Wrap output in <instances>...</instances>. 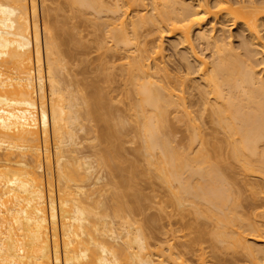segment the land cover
I'll use <instances>...</instances> for the list:
<instances>
[{"label": "bare ground", "instance_id": "obj_1", "mask_svg": "<svg viewBox=\"0 0 264 264\" xmlns=\"http://www.w3.org/2000/svg\"><path fill=\"white\" fill-rule=\"evenodd\" d=\"M38 4L0 0V264H264V0ZM139 167L167 189L156 252Z\"/></svg>", "mask_w": 264, "mask_h": 264}, {"label": "rangeland", "instance_id": "obj_2", "mask_svg": "<svg viewBox=\"0 0 264 264\" xmlns=\"http://www.w3.org/2000/svg\"><path fill=\"white\" fill-rule=\"evenodd\" d=\"M38 1L39 0H37V4H38ZM39 5V4H38ZM41 11V10H40ZM66 21V20H65ZM68 22L69 21H71V20H67ZM66 21V22H67ZM77 21H79V20H77ZM83 21V20H82ZM82 21H81V19H80V22L78 23V24H80V23H82ZM67 22V26H69V24L70 23H68ZM71 23H73V21L71 22ZM228 23L229 22H227V24H226V22H224V25L223 26H221L222 28L223 27H225L224 29L225 30H228V31H226L227 33H226V36H231V38H232V40H231V42H232V44L234 45V48H236V46H237V51H239L240 52V49L242 50V47L244 46L243 45V42H245V41H247L248 43L250 42L249 41V36H248V31H244L242 34H241V36L240 35H237V33L238 34H240V30H241V28H240V26H235V28L231 25V23H229V25H228ZM228 25V26H227ZM70 26H71V24H70ZM86 27H84L83 28V24H82V27L81 28H83V29H76V31L78 32V30H79V32H81L82 31V34H84V37L85 38H83L82 40H86V42L88 41L87 39H89L90 38V35L89 34H87V33H91V36L92 35H94L95 34V31H93L92 29L93 28H91V27H89V26H87V25H85ZM227 26V27H226ZM232 26V27H231ZM79 27V26H78ZM89 27V28H88ZM229 27V28H228ZM67 28V27H66ZM72 28H74L73 26H72ZM71 28V29H72ZM91 28V29H90ZM218 28H220V25H219V23H218V26L216 25V30H218ZM240 28V29H239ZM231 29V31H229ZM67 30L68 31H75L74 29H72V30H70V28L68 27L67 28ZM81 30V31H80ZM85 30V32L83 33V31ZM88 30V31H87ZM56 31V30H55ZM75 31V32H76ZM90 31V32H89ZM93 31V32H92ZM76 32V33H77ZM229 32V33H228ZM71 33V32H70ZM87 35H89V37L86 39V34ZM74 34V33H73ZM78 34V33H77ZM217 35H219V33L217 34ZM243 35V36H242ZM245 35V36H244ZM229 36V37H230ZM229 37H228V42H229ZM240 37H241V40H240ZM249 37V38H248ZM245 38V39H244ZM246 38H248V40H246ZM166 41H164V46H165V48H166V46H167V49H168V47H169V50H167L166 49V53H168L167 55H169L168 56V58L170 57V59H168V60H170L171 62V64L173 65V66H171L170 68H174V69H172V71L174 70H176V65H178V63L179 62H177V60L179 59V57H178V55H177V53L175 52V50H173L169 45H171L170 43H171V41H174L173 39H168V38H166L165 39ZM243 41V42H242ZM84 42V41H83ZM170 42V43H169ZM247 42H245L246 44H247ZM236 43V44H235ZM240 43V44H239ZM243 45V46H242ZM248 45V44H247ZM246 45V47H250V45L249 46H247ZM245 47V46H244ZM254 47L255 46H251V49L253 50L254 49ZM171 49V50H170ZM206 51V53L208 52H210L209 54L207 53H204L205 54V56L206 55H208V58L211 56V51H209V50H205ZM243 51V50H242ZM170 53H173L172 55L170 54ZM240 53H242L243 54V52H240ZM245 53V52H244ZM175 54V55H174ZM210 55V56H209ZM173 57H175V59L173 58ZM207 57V56H206ZM207 58V59H208ZM259 58V57H258ZM171 59H173L174 60V62L171 60ZM209 60H210V58H209ZM179 61V60H178ZM170 64V65H171ZM70 66V65H69ZM72 66V65H71ZM176 67V68H175ZM73 68V67H72ZM178 69V68H177ZM260 73H261V75L262 76H264V70L262 69V68H260ZM263 71V72H262ZM118 105V107H121L122 108V106H120V104H117ZM112 122V121H111ZM110 122V123H111ZM88 123V122H87ZM112 123H114V125H115V122H112ZM110 124V125H113V124ZM90 123H88V125H89ZM87 125V126H88ZM131 126V132H132V126L133 125H129V127ZM182 130V132H181V130ZM179 129V127H178V130H177V127H175V136H173V137H176V141H178V142H176L177 144L179 143V145L181 144V142H183L182 140H184V136L182 137V135L184 134L183 133V128H180ZM128 130V132L127 133H129L130 132V130H129V128H128V126L126 125V131ZM180 132V134H177V132ZM124 132V131H123ZM178 132V133H179ZM124 134H126V132L124 133ZM182 134V135H181ZM81 135H84V134H81ZM131 135H129V136H127V139H126V141H128L129 139L132 141V137H130ZM126 137V136H125ZM125 137L123 138V140H122V142L123 141H125L124 139H125ZM181 138H182V140H181ZM180 140V141H179ZM126 141H125V143H126ZM136 141V140H135ZM83 142V141H82ZM85 142V143H84ZM83 143L85 144H82V145H84V148L82 147V149H80L81 151H82V153L83 154H86L87 155V153H89L88 151H91V150H89L88 148H87V146L89 147V145L87 144V142L86 141H84ZM121 142V143H122ZM185 142V141H184ZM183 142V143H184ZM53 143V141H52V138H50V145ZM120 143V145H122ZM124 143V142H123ZM90 144V143H89ZM138 144V143H137ZM137 144H134V140H133V144L131 143V142H129V143H126V144H124V147H125V150L127 149H132V148H137ZM81 145V146H82ZM80 146V147H81ZM91 146V145H90ZM79 147V148H80ZM123 147V146H122ZM90 149H91V147H89ZM125 150H123V152H125L126 153V151ZM94 151V150H93ZM92 151V152H93ZM122 152V151H121ZM135 152V150L133 149V152H130L129 150H128V153H126V154H124V153H122V156L124 155V157H125V159H127L128 158V163H129V158H132V161H133V159H135V160H137L136 161V163L138 162L139 163V165H142V164H140V162L139 161H141V163H142V160H140L141 158H140V155H139V159L137 158L138 157V155H137V153H134ZM132 153V154H131ZM90 155H91V152L89 153ZM128 154V155H127ZM136 156V158H134L135 156ZM127 157V158H126ZM91 159H89V161H90ZM96 160V159H95ZM131 160V159H130ZM93 161V159L91 160V162ZM94 162V161H93ZM126 163V162H125ZM94 164V166H95V163H93ZM123 166V165H122ZM128 165H126V167H127ZM143 166H144V164H143ZM129 167V166H128ZM128 167H127V169H128ZM124 168H125V165H124ZM142 168V167H141ZM100 168H98V170H99ZM105 169V168H104ZM139 170H140V167H139ZM142 170H143V168H142ZM142 170H140V172H138V174L139 173H141V171ZM97 171V170H96ZM101 172L103 171L102 169L100 170ZM99 171V172H100ZM106 171V170H105ZM127 170H126V168H125V172H126ZM104 172V171H103ZM102 172V176H104V178H106V176L107 175H109L107 172V175L105 174V173H103ZM129 172V171H128ZM95 173H98V171L97 172H95ZM143 173V172H142ZM142 173L140 174V176L137 174L136 176H134V178H135V181H136V178L138 177V179H137V181L139 180V182H137L138 183V189L140 190V188H141V190H140V194H142V196H140V198H142L140 201V204L142 205V202H143V206H144V208H145V210H144V208L141 206V208L139 209V210H141L142 209V213L144 214H140V216H139V212L138 211H136V213H135V216L133 215L132 216V219H131V222L132 223H134V225L136 226V227H141L140 229H142L143 228V230H141L142 232H143V234H144V232H145V235H147V236H145L147 239H148V241L147 242H151L150 243V245H151V249L150 250H153L152 252H156L157 251V249H156V246L158 245V247H163V246H165L166 247V245H164V241H166V239H165V235H164V229L165 230H167L165 227L167 226L166 224H168V221L166 220V219H164V216L165 215H163L162 213H164L163 211H160L159 210V208H161V207H163L162 205H164V202H165V204H166V201H167V197H166V195H167V189L165 188V185H161V182H159V181H157V180H155L154 178H152V176H150V179H146V178H144V175H142ZM101 175V174H100ZM123 175H126V174H123ZM135 175V174H134ZM108 177V176H107ZM147 178H148V176H146ZM108 178H110V177H108ZM103 181H104V183H103ZM103 181L102 182H100L101 184L100 185H104L105 184V181H106V183H107V181H108V179L106 178V179H103ZM132 181H134V180H132ZM131 181V182H132ZM134 184V183H133ZM140 184V185H139ZM136 185V184H135ZM101 187V186H100ZM108 187V186H107ZM135 188V187H134ZM107 190H108V188H107ZM128 192H129V190H128ZM132 192V191H131ZM139 192V191H138ZM134 193H136V192H133L132 194L134 195ZM105 194L106 193H104V196H105ZM108 195L110 196V194L107 192V194H106V199L105 200H107V197H108ZM139 195V193L138 194H136V197ZM104 196L102 197V198H104ZM135 196V195H134ZM147 197V198H146ZM130 198H131V196H130ZM132 198H133V196H132ZM144 198H146V201H144ZM165 198V199H164ZM109 199V198H108ZM148 199V200H147ZM132 201H133V199H132ZM135 201H136V199H135ZM107 202V201H106ZM169 210L170 209H168V212H169ZM167 211V210H166ZM138 212V213H137ZM164 220V221H163ZM119 223L121 224V222L119 221ZM165 227H164V226ZM117 226H118V224H117ZM150 226V227H149ZM163 229V230H162ZM60 229H59V226H58V234H60V236H61V231H59ZM163 235H162V234ZM163 236H165V237H163ZM162 237L165 239H162ZM163 240V241H162ZM163 243V244H162ZM163 245V246H162Z\"/></svg>", "mask_w": 264, "mask_h": 264}]
</instances>
